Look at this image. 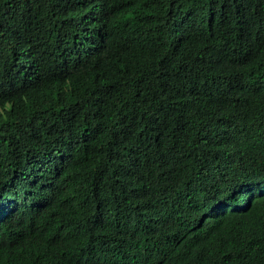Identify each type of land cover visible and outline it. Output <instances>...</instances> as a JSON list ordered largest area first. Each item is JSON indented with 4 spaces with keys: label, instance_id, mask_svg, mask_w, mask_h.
I'll return each mask as SVG.
<instances>
[{
    "label": "trees",
    "instance_id": "16d2710c",
    "mask_svg": "<svg viewBox=\"0 0 264 264\" xmlns=\"http://www.w3.org/2000/svg\"><path fill=\"white\" fill-rule=\"evenodd\" d=\"M0 264H264V0H0Z\"/></svg>",
    "mask_w": 264,
    "mask_h": 264
}]
</instances>
